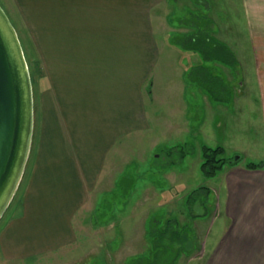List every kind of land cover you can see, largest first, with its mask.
Wrapping results in <instances>:
<instances>
[{
  "label": "rangeland",
  "instance_id": "obj_1",
  "mask_svg": "<svg viewBox=\"0 0 264 264\" xmlns=\"http://www.w3.org/2000/svg\"><path fill=\"white\" fill-rule=\"evenodd\" d=\"M218 1L178 0L163 23L186 41V47L206 49L205 63L184 54L178 66H99L90 72L115 77L119 99L127 84L137 89L144 73L140 94L154 111L153 129L146 134L132 131L118 140L110 166L74 216L72 243L19 261L0 254V264H209L207 249L215 238L207 237H222L215 249L231 237H259L262 246L264 204L257 207L262 190L257 191L250 171L264 169V96L260 83L246 73L244 58L238 55L242 52L232 49L239 56L236 60L228 46L260 42L263 35L251 39L248 28L237 33L233 23L239 25V19L231 23L225 18ZM22 36V48L31 46L27 35ZM27 47L23 51L34 80L42 74L43 51ZM221 55L227 65L220 64ZM122 76L131 81H122ZM38 85L33 94L39 92ZM39 119L34 120L28 159L0 217V228L22 201L30 158L40 138ZM204 145L221 146L219 157L226 160L211 177L201 170ZM250 163L259 166L249 168ZM246 201L251 209L246 210ZM171 246L175 250L170 254Z\"/></svg>",
  "mask_w": 264,
  "mask_h": 264
},
{
  "label": "crops",
  "instance_id": "obj_2",
  "mask_svg": "<svg viewBox=\"0 0 264 264\" xmlns=\"http://www.w3.org/2000/svg\"><path fill=\"white\" fill-rule=\"evenodd\" d=\"M3 1L0 4L20 42H25L22 34L27 35L29 47L43 51L42 74L32 82L33 89L36 83L40 85L33 94L34 120L41 119L40 138L30 158L22 201L0 228L2 258L19 261L72 243L74 216L110 166L118 140L132 131L146 134L153 129L154 111L148 110L144 93L140 94L144 73L137 89L127 84L119 99L116 94L121 89H116L115 77L90 72L99 66H178L184 54L204 63L209 59L206 49L186 47V41L181 42L179 34L163 24L178 0ZM218 10L225 11L231 23L239 19V25L233 23L237 33L248 28L251 39L264 37V0H219ZM263 37L260 42L228 46L242 52L238 55L244 58L246 73L260 83L262 96ZM233 54L237 60L239 56ZM218 59L227 65L223 55ZM122 77L126 78L122 81H131L129 76ZM250 172L257 191L262 190L259 196L256 192L260 207L264 204V169ZM246 202V210L251 209ZM214 238L207 249L209 264H264V243L259 246V237H231L216 249L222 237L206 240Z\"/></svg>",
  "mask_w": 264,
  "mask_h": 264
},
{
  "label": "water",
  "instance_id": "obj_3",
  "mask_svg": "<svg viewBox=\"0 0 264 264\" xmlns=\"http://www.w3.org/2000/svg\"><path fill=\"white\" fill-rule=\"evenodd\" d=\"M33 127L28 63L18 33L0 4V217L21 180Z\"/></svg>",
  "mask_w": 264,
  "mask_h": 264
},
{
  "label": "trees",
  "instance_id": "obj_4",
  "mask_svg": "<svg viewBox=\"0 0 264 264\" xmlns=\"http://www.w3.org/2000/svg\"><path fill=\"white\" fill-rule=\"evenodd\" d=\"M31 80L33 82L32 78H31ZM202 150H203V161L201 164V170H202V173H204V175L206 177H211L212 175L215 174L216 170L221 168V166L226 161L223 157H221V156L219 157V155L223 151V148L221 146H217L215 148H212V147H209L207 145H204L202 147ZM258 166H257V164L250 163L249 168H257ZM198 190L199 189H195L194 192H197ZM206 192L208 193V189L206 190ZM174 250H175V248L171 246L169 253L171 254ZM166 258H167V256L164 255L162 257V261H166L165 260Z\"/></svg>",
  "mask_w": 264,
  "mask_h": 264
}]
</instances>
